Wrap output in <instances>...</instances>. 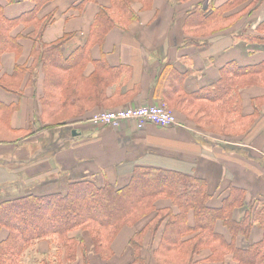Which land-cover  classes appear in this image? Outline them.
I'll list each match as a JSON object with an SVG mask.
<instances>
[{
	"label": "crops",
	"instance_id": "0c3cea01",
	"mask_svg": "<svg viewBox=\"0 0 264 264\" xmlns=\"http://www.w3.org/2000/svg\"><path fill=\"white\" fill-rule=\"evenodd\" d=\"M244 32L264 37V0H0V137L8 139H0V201L79 180L120 188L136 167L175 171L203 179L207 206L225 204L242 227L232 234L217 219L222 254L210 258L205 246L193 264H240L224 245L239 257L264 248V212L242 226L264 204V41ZM60 40L55 84L42 51ZM146 104L166 105L177 124L88 121L101 109ZM234 190L239 200L226 207ZM155 208L178 212L167 198ZM154 215L111 240L75 229L20 246L1 227L0 264H184L180 246L198 233L192 212L169 253L166 219L155 228Z\"/></svg>",
	"mask_w": 264,
	"mask_h": 264
},
{
	"label": "trees",
	"instance_id": "16d2710c",
	"mask_svg": "<svg viewBox=\"0 0 264 264\" xmlns=\"http://www.w3.org/2000/svg\"><path fill=\"white\" fill-rule=\"evenodd\" d=\"M102 22L101 31L105 32L110 24L107 21ZM242 36L251 42L264 41V37L255 38L246 32ZM62 42L63 40H60L51 44L42 51L45 78L48 74V78H52L55 84H59L61 79L52 67L61 66L64 62L60 56ZM75 61L72 60L68 64ZM166 80L171 81V76ZM208 196L206 183L201 178H193L175 171L136 167L128 184L120 188H115L109 183L97 186L89 180H79L68 183L64 192L29 193L0 201V228H6L8 239L12 244L20 246L47 235L66 238L67 234L75 229L89 231L95 240H111L122 226L132 225L155 214L149 221L155 224V228L166 219L164 236L166 235L168 246L161 250L169 253L174 249L173 246L185 237V233L189 232L190 228L186 223L188 214L192 212L191 229L198 233L190 243L180 247L184 264H193L194 253L205 246L211 251L210 258L222 254L218 246L223 243L218 234L213 232V224L217 219L222 220L232 234L242 229L239 224L224 215L225 204L219 209L208 207ZM158 198L170 199L178 209L177 214L156 209L155 201ZM236 199L239 200L234 190L226 202V207L232 205ZM257 208L252 206L250 214L242 221L245 230L248 228V222L259 219L261 212H264V204L262 210ZM208 240H211V245L207 244ZM224 250H231L240 264L255 263L258 259L257 264H263L264 248L259 245L252 246L247 255L240 254V257L229 245H224Z\"/></svg>",
	"mask_w": 264,
	"mask_h": 264
},
{
	"label": "built area",
	"instance_id": "2783aa9c",
	"mask_svg": "<svg viewBox=\"0 0 264 264\" xmlns=\"http://www.w3.org/2000/svg\"><path fill=\"white\" fill-rule=\"evenodd\" d=\"M88 121L92 124H102L111 127H118L124 121H133L137 127H142L147 123L162 127L177 124L174 112L164 104L101 109L93 112L89 116Z\"/></svg>",
	"mask_w": 264,
	"mask_h": 264
},
{
	"label": "rangeland",
	"instance_id": "374dc122",
	"mask_svg": "<svg viewBox=\"0 0 264 264\" xmlns=\"http://www.w3.org/2000/svg\"><path fill=\"white\" fill-rule=\"evenodd\" d=\"M2 140H8L6 137H0ZM30 144V143H29ZM182 261V260H181Z\"/></svg>",
	"mask_w": 264,
	"mask_h": 264
}]
</instances>
